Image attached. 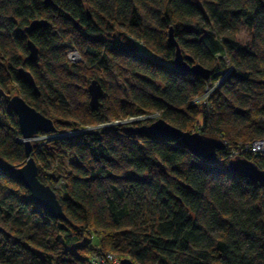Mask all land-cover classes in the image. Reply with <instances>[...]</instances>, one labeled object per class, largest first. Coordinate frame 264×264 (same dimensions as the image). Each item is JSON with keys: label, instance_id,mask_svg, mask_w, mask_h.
Listing matches in <instances>:
<instances>
[{"label": "trees", "instance_id": "trees-1", "mask_svg": "<svg viewBox=\"0 0 264 264\" xmlns=\"http://www.w3.org/2000/svg\"><path fill=\"white\" fill-rule=\"evenodd\" d=\"M34 18L47 26L25 35ZM240 24L251 31L244 43ZM169 27L208 78L174 67ZM92 78L103 89L96 109ZM12 86L54 133L112 123L32 142L63 219L16 174L25 154ZM152 112L231 146L264 137V0H0V264H95L108 251L134 264H264V185L228 169L230 146L209 161L177 137L127 130L150 119L113 123ZM241 157L264 170V152Z\"/></svg>", "mask_w": 264, "mask_h": 264}, {"label": "water", "instance_id": "water-1", "mask_svg": "<svg viewBox=\"0 0 264 264\" xmlns=\"http://www.w3.org/2000/svg\"><path fill=\"white\" fill-rule=\"evenodd\" d=\"M48 24L44 18H34L28 22L21 32L25 35L40 27H46ZM167 41L174 46L173 65L178 70L188 71L204 79L209 76V69L200 63L194 62L190 54H182L180 47L175 40L172 28L167 31ZM27 56L29 61H35L38 54L37 46L30 40H26ZM19 76L27 81L35 91L37 86L31 73L24 67L18 68ZM89 96L88 104L91 109H96L100 105V97L103 89L97 79H91L87 85ZM10 107L17 118L18 129L21 134V142L24 147L25 160L16 169L18 178L29 190L30 198L38 205L42 206L56 219H63L65 214L56 197L55 191L47 184L41 182L37 177V165L32 157L31 140L38 132L54 133L55 127L50 118L44 116L34 107L27 104L24 99L14 94L9 100ZM127 130L146 135L174 136L179 138L180 142L194 155L200 156L209 161L214 160L216 150L223 147L221 140L215 137H206L199 132L182 130L171 125L162 118H157L147 124L129 125ZM228 169L238 175L247 178L253 184L264 185V170L258 168L254 163L243 157L231 159L227 165ZM119 264H134L128 257L119 259Z\"/></svg>", "mask_w": 264, "mask_h": 264}, {"label": "rangeland", "instance_id": "rangeland-1", "mask_svg": "<svg viewBox=\"0 0 264 264\" xmlns=\"http://www.w3.org/2000/svg\"><path fill=\"white\" fill-rule=\"evenodd\" d=\"M250 36H251V31L245 26V25H242V24H240L239 25V27H238V29H237V31H236V33H235V37H236V39L239 41V42H241V43H244V42H246V41H248L249 39H250ZM70 50V49H69ZM69 50H67V51H69ZM72 50H75V49H72ZM66 51V52H67ZM77 53H78V51L77 50H75ZM79 54V53H78ZM79 57H80V55H79ZM68 59V58H67ZM227 61V60H226ZM70 62H72V61H70ZM76 62H78V61H76ZM195 62V61H194ZM73 63V62H72ZM229 68H231V65H229ZM92 79H95V78H92ZM13 88H12V95H14V94H16V89L14 88V86H12ZM204 93H206V91L204 92ZM207 93H209V92H207ZM202 98L201 97H196V98H193V99H191L190 100V102L191 103H196V102H198L199 100H201ZM88 100H89V96H88ZM204 100V99H203ZM131 117H129V118H126V119H130ZM158 118V112H152V113H148V114H142V115H139V116H136V117H133V119H132V124H134V120L135 121H137V120H149L150 119V121L149 122H151V121H153V120H155V119H157ZM126 119H122V120H116V121H114V122H116V123H118L119 121H125ZM148 122V123H149ZM124 123H126V122H124ZM137 125V124H136ZM88 126H93V125H86L85 127H88ZM191 132V131H190ZM51 136L52 135V133H43V134H37V135H34L33 136V138H32V140H31V144H32V142H34V141H36V140H40V139H43V138H46V137H49V136ZM206 136V135H205ZM206 137H213V136H206ZM22 138V137H21ZM21 138H19L18 140L20 141L21 140ZM219 140H221V142L223 141L224 142V146H230L229 147V149L230 150H233V149H235V148H237L238 146H231L230 145V143L227 141V140H225V139H219ZM227 143V144H226ZM46 171L47 172H50V170L49 169H46ZM61 182V180H60V178L59 179H56L55 180V184L57 183L58 184V186L61 184L60 183ZM107 254H109V255H111L110 257H107ZM100 257H104L105 259H100ZM122 257H127V256H120V255H118L117 253H114V252H110V251H108V252H106V254L105 255H94V263L96 264H119V259H121ZM97 258V261H95V259ZM129 258V257H128ZM104 260V261H103Z\"/></svg>", "mask_w": 264, "mask_h": 264}, {"label": "built area", "instance_id": "built-area-1", "mask_svg": "<svg viewBox=\"0 0 264 264\" xmlns=\"http://www.w3.org/2000/svg\"><path fill=\"white\" fill-rule=\"evenodd\" d=\"M66 57L68 58L69 61H72V62H76V61L80 60L79 54L75 50H72V49H70L69 51L66 52ZM209 90L210 89H206V93H204L203 96H206L207 92H209ZM132 119H133V117H131L130 119H126L125 121H119V122H131L132 123ZM113 123H116V122H113ZM109 124H112V123L107 122V123H101V124L88 126V127H84V128L66 130V131H63L60 133H52L51 136H49V135L48 136L53 137V136H57V135H70V134H75V133L85 131V130L98 129L100 127H103V126H106ZM222 144H223V146L225 145L223 141H222ZM245 152H251V153H262V152H264V137L251 140L250 142H246L243 145L238 146L237 148H235L233 150L229 149L228 157L231 160V159L236 158V157H241V155ZM54 186L58 187V184L56 183ZM110 256L111 255L107 254V257H110ZM100 259H105V258L100 257ZM93 261H94V259H93ZM95 261H97V258L95 259Z\"/></svg>", "mask_w": 264, "mask_h": 264}]
</instances>
